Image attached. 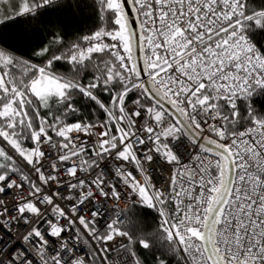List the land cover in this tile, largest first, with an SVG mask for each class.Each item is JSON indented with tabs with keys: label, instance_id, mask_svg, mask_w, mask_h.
Returning <instances> with one entry per match:
<instances>
[{
	"label": "snow or ice",
	"instance_id": "1",
	"mask_svg": "<svg viewBox=\"0 0 264 264\" xmlns=\"http://www.w3.org/2000/svg\"><path fill=\"white\" fill-rule=\"evenodd\" d=\"M0 5V264H264V7Z\"/></svg>",
	"mask_w": 264,
	"mask_h": 264
},
{
	"label": "trees",
	"instance_id": "2",
	"mask_svg": "<svg viewBox=\"0 0 264 264\" xmlns=\"http://www.w3.org/2000/svg\"><path fill=\"white\" fill-rule=\"evenodd\" d=\"M249 4L251 7H264V0H249ZM92 24V17L89 13H86L83 17L77 18L74 21L71 22V27L68 30H76L79 29L80 31H77V35H82V34H87L88 31L90 30ZM257 39H260L261 43H264V36H257ZM57 69L61 72H64L67 70V66H61L60 64L57 65ZM90 78V77H89ZM105 99V101H107V97H102ZM130 102V101H129ZM81 103H87L86 101H81ZM261 103H264V98H262L259 102H257L256 107H259ZM97 115L100 116V118L102 119L103 116L102 114L97 113ZM93 119H95V117H93ZM150 223H152L153 227H155V221H156V217L155 214H151L148 217ZM137 251H141L140 249H137ZM149 260H151V255L149 254ZM94 262L95 264H101V261L98 257L94 258ZM171 264H176L175 260L171 261Z\"/></svg>",
	"mask_w": 264,
	"mask_h": 264
},
{
	"label": "built area",
	"instance_id": "3",
	"mask_svg": "<svg viewBox=\"0 0 264 264\" xmlns=\"http://www.w3.org/2000/svg\"><path fill=\"white\" fill-rule=\"evenodd\" d=\"M129 106H130V102H129ZM96 131L98 132L99 129H96ZM25 171H27V169H25ZM161 171H163V177H161L159 175H153V183H157V181H159L157 183L158 187L163 186L164 177H166L168 175V172H167L166 169H161ZM53 190H55V189H53ZM44 191L47 192L48 189L45 188ZM64 191L66 192L67 190H64ZM28 192H29V189H28L27 186H25L24 191H23V195L27 196ZM6 199L11 200V196L7 197ZM97 200H99V196H97ZM57 202L58 203H62V204L64 203L62 201H57ZM113 203H114L113 201H108L107 207L109 209H111ZM124 206H125V201L121 200L120 201V207H124ZM40 207H41L42 211H46L47 210L44 206H40ZM13 214H15V213H13ZM85 214H86V216H89V217L91 215L90 212H86ZM107 218L108 219L111 218V213H109V216ZM120 219H124L123 215L120 216ZM78 227H79V225H78ZM25 231H26V228L22 227V226H18V227H16L14 229V235H15V238H16L17 242L20 241V239H21L22 235L25 233ZM81 247H82V250H78V253H77L78 255H81V256H84V257H91L92 256V251H93V248L95 247L94 245H92V246H84V245H82ZM110 259H114V254H112V256H110ZM92 264H95V263L92 262Z\"/></svg>",
	"mask_w": 264,
	"mask_h": 264
},
{
	"label": "rangeland",
	"instance_id": "4",
	"mask_svg": "<svg viewBox=\"0 0 264 264\" xmlns=\"http://www.w3.org/2000/svg\"><path fill=\"white\" fill-rule=\"evenodd\" d=\"M0 7H2V5H0ZM98 257V256H97ZM99 258V257H98ZM100 259V258H99ZM101 261V260H100ZM95 263V262H94Z\"/></svg>",
	"mask_w": 264,
	"mask_h": 264
},
{
	"label": "water",
	"instance_id": "5",
	"mask_svg": "<svg viewBox=\"0 0 264 264\" xmlns=\"http://www.w3.org/2000/svg\"><path fill=\"white\" fill-rule=\"evenodd\" d=\"M137 55H140V54L137 52Z\"/></svg>",
	"mask_w": 264,
	"mask_h": 264
}]
</instances>
